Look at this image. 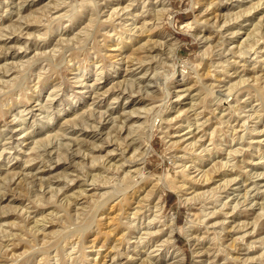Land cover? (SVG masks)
Instances as JSON below:
<instances>
[{
    "label": "rangeland",
    "instance_id": "1",
    "mask_svg": "<svg viewBox=\"0 0 264 264\" xmlns=\"http://www.w3.org/2000/svg\"><path fill=\"white\" fill-rule=\"evenodd\" d=\"M263 209L264 0H0V264H264Z\"/></svg>",
    "mask_w": 264,
    "mask_h": 264
},
{
    "label": "bare ground",
    "instance_id": "2",
    "mask_svg": "<svg viewBox=\"0 0 264 264\" xmlns=\"http://www.w3.org/2000/svg\"><path fill=\"white\" fill-rule=\"evenodd\" d=\"M209 4V3H208ZM189 24H191V22L189 23V22H185L184 24H183V26H188ZM199 36V35H198ZM235 53V52H234ZM233 53V54H234ZM145 73V72H144ZM254 128V127H253ZM253 130V129H252ZM147 143V146L148 147H150L151 148V141H150V135H148V137H147V141H146ZM135 148V147H134ZM139 156V155H138ZM139 159H142V156L139 158ZM228 162V161H227ZM236 165V164H235ZM139 171H141V167L138 169ZM232 170V169H231ZM206 171V170H205ZM143 172V171H142ZM223 172H225V171H223ZM201 177H202V179H201V181L202 182H207L209 179H212V174L211 173H208V171H206V172H204L203 171V173L200 175ZM230 177V176H229ZM227 179V178H226ZM225 179V180H226ZM229 179V178H228ZM230 179H231V177H230ZM229 179V180H230ZM232 179H234L233 177H232ZM232 179L230 180V181H232ZM182 180H184V179H182ZM187 180V179H186ZM200 180V179H199ZM198 180V181H199ZM229 180L227 181V182H229ZM186 182V181H185ZM137 183V182H136ZM226 183V182H225ZM157 184V183H156ZM182 184V183H181ZM183 185V184H182ZM165 186H167V187H169L170 189L171 188H175V186H174V184H172V182L171 183H169L168 185H165ZM225 186V185H224ZM155 187V186H154ZM159 189V187L157 186L156 188H153V190L151 191V193H150V191H148L149 192V196H152L153 197V199H156V202L155 203H153L154 205V207L155 208H157V210L156 211H160L161 209H162V207H163V200H162V195L160 194V190H158ZM147 195H148V193H147ZM246 195V194H245ZM146 196V194L144 195V197ZM112 197V196H111ZM146 197H148V196H146ZM143 197H141V199H142ZM153 199H151V200H153ZM136 202H138V206L136 207V208H134L135 210H134V212H132L133 214H137L138 212H139V210L140 209H142L143 208V205L141 206V201H136ZM143 202V201H142ZM144 203V202H143ZM103 204V203H102ZM148 204V203H147ZM148 206V205H147ZM264 210V209H263ZM128 221V220H127ZM93 223V222H92ZM173 224V223H172ZM171 225V224H170ZM172 226V225H171ZM168 227H170V226H168ZM189 227V226H188ZM86 229V228H85ZM168 230H170V229H168ZM109 231V230H108ZM110 232V231H109ZM172 231H168V233H167V237H166V239H167V241L168 242H170L171 241V237H172V233H171ZM64 240V239H63ZM161 243V242H160ZM171 245V244H170ZM174 245L175 244H172L171 246H172V250H171V252L173 253L174 252V254H173V257L174 258H177V260H179V261H183V253L181 252V250H179V249H177V248H174ZM72 247V246H71ZM61 248V247H60Z\"/></svg>",
    "mask_w": 264,
    "mask_h": 264
}]
</instances>
